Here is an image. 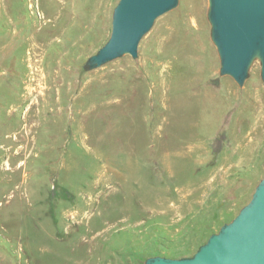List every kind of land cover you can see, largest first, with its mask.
Masks as SVG:
<instances>
[{
    "label": "rangeland",
    "instance_id": "obj_1",
    "mask_svg": "<svg viewBox=\"0 0 264 264\" xmlns=\"http://www.w3.org/2000/svg\"><path fill=\"white\" fill-rule=\"evenodd\" d=\"M118 2L0 0V264L191 257L264 175L260 68L219 75L207 0L82 71Z\"/></svg>",
    "mask_w": 264,
    "mask_h": 264
},
{
    "label": "water",
    "instance_id": "obj_2",
    "mask_svg": "<svg viewBox=\"0 0 264 264\" xmlns=\"http://www.w3.org/2000/svg\"><path fill=\"white\" fill-rule=\"evenodd\" d=\"M180 0H119L107 42L83 64L84 73L116 59L138 58L139 45L157 19ZM210 40L216 48L221 77L243 88L259 65L264 88V0H207ZM144 264H264V175L250 201L189 258L153 256Z\"/></svg>",
    "mask_w": 264,
    "mask_h": 264
},
{
    "label": "bare ground",
    "instance_id": "obj_3",
    "mask_svg": "<svg viewBox=\"0 0 264 264\" xmlns=\"http://www.w3.org/2000/svg\"><path fill=\"white\" fill-rule=\"evenodd\" d=\"M74 1V0H73ZM79 1V0H78ZM103 1V0H102ZM66 3V2H65ZM67 5V4H66ZM96 5V4H95ZM94 5V6H95ZM73 12V11H72ZM99 12V11H98ZM100 13V12H99ZM78 14V13H77ZM80 14V13H79ZM74 15V14H73ZM76 16V15H75ZM82 16V15H81ZM78 18H80L79 16H78ZM64 19V18H63ZM95 19V18H94ZM81 20V19H80ZM84 21V20H83ZM95 22V21H94ZM94 22H93V25H94ZM81 24V23H80ZM93 28H95V27H93ZM32 131V130H31Z\"/></svg>",
    "mask_w": 264,
    "mask_h": 264
},
{
    "label": "trees",
    "instance_id": "obj_4",
    "mask_svg": "<svg viewBox=\"0 0 264 264\" xmlns=\"http://www.w3.org/2000/svg\"><path fill=\"white\" fill-rule=\"evenodd\" d=\"M213 234H214V233H213ZM201 246H202V245H201ZM201 246H200V247H201ZM199 249H200V248H199ZM199 249H198V250H199ZM198 250H197V251H198ZM197 251H196V252H197ZM196 252H195V253H196ZM192 256H194V255H192ZM192 256H191V257H192ZM186 258H189V257H186Z\"/></svg>",
    "mask_w": 264,
    "mask_h": 264
}]
</instances>
